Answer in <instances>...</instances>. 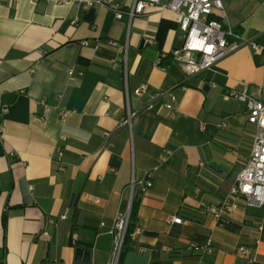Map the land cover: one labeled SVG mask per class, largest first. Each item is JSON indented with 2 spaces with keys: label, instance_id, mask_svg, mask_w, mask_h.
Returning a JSON list of instances; mask_svg holds the SVG:
<instances>
[{
  "label": "crops",
  "instance_id": "1",
  "mask_svg": "<svg viewBox=\"0 0 264 264\" xmlns=\"http://www.w3.org/2000/svg\"><path fill=\"white\" fill-rule=\"evenodd\" d=\"M89 1L0 0L5 264H75L78 248L92 264H115L109 230L135 197L139 220L123 264H264V204L238 199L228 225L206 211L232 188L256 132L246 103L224 92L248 84L263 96L264 50L244 46L187 76L170 59L156 63L184 41L174 13L149 8L130 21ZM223 2L220 19L264 44V0ZM142 83L148 91L134 94ZM169 90L174 108L165 106ZM134 179L153 185L133 192ZM241 246L252 247L248 258Z\"/></svg>",
  "mask_w": 264,
  "mask_h": 264
},
{
  "label": "built area",
  "instance_id": "2",
  "mask_svg": "<svg viewBox=\"0 0 264 264\" xmlns=\"http://www.w3.org/2000/svg\"><path fill=\"white\" fill-rule=\"evenodd\" d=\"M89 4H98L101 7L115 10L117 18L127 15L130 21L136 16L147 13L149 8L159 11L170 10L174 13L175 20L184 34V41L182 45L174 47L169 52H161L156 59V63L162 66L165 59H170L172 62L180 64L187 76H193L210 69L223 56L244 46H251L255 52L264 50V44L243 36L218 18L224 10L223 0H135L134 4L128 9H123L114 0H90ZM147 42L154 43L155 40L149 38ZM109 43L117 45L114 40H109ZM83 44H87V41H84ZM69 74H74V70L71 69ZM148 88L147 83H142L134 89V94L142 95L148 91ZM259 89L263 94L262 97L251 94L248 84H244L242 90L229 88L224 92L225 99L236 98L246 103L248 108L247 120L256 127V132L251 154L245 166L238 173L232 188L221 202L206 207V211L212 214L217 222L222 225L229 222L228 216L237 209L238 199H244L250 206H262L264 204V78ZM163 93L165 92L156 95L160 96ZM167 93H169L170 100L165 103V106L174 108L177 96L172 90L167 91ZM1 95L2 91L0 90V113H4L6 107L2 104ZM62 118L64 120L65 116L62 115ZM130 118L131 114L125 121L130 122ZM219 125L226 127L227 123L221 122ZM105 135L107 138L106 143L109 144L112 135L110 132H106ZM61 154L62 152H60ZM137 184L145 189L152 186L153 182L152 179L140 182L134 179L131 184L133 192ZM91 198L96 203L101 202V198L98 196L92 195ZM131 207L127 211L118 214L109 230L117 242V261L129 226ZM62 218L67 219L68 215L64 214ZM182 220L180 216L171 218V221L176 223H181ZM193 247L198 246L193 245ZM204 250L208 253L211 252L212 240L210 238ZM239 253L248 258L252 253V247L241 246L239 247Z\"/></svg>",
  "mask_w": 264,
  "mask_h": 264
},
{
  "label": "trees",
  "instance_id": "3",
  "mask_svg": "<svg viewBox=\"0 0 264 264\" xmlns=\"http://www.w3.org/2000/svg\"><path fill=\"white\" fill-rule=\"evenodd\" d=\"M218 18L220 19V17ZM169 62H170L169 60L165 59L163 65L167 66ZM3 154H4V149L0 140V156ZM0 196H1V185H0ZM139 207H140V200L135 197L132 201L130 222L122 244L118 264H123L126 253L133 249L132 247L133 234L137 228V223L139 220ZM226 225H228V223ZM5 257H6V247L0 248V264H5L4 262Z\"/></svg>",
  "mask_w": 264,
  "mask_h": 264
},
{
  "label": "water",
  "instance_id": "4",
  "mask_svg": "<svg viewBox=\"0 0 264 264\" xmlns=\"http://www.w3.org/2000/svg\"><path fill=\"white\" fill-rule=\"evenodd\" d=\"M75 264H92L91 251L78 248Z\"/></svg>",
  "mask_w": 264,
  "mask_h": 264
},
{
  "label": "rangeland",
  "instance_id": "5",
  "mask_svg": "<svg viewBox=\"0 0 264 264\" xmlns=\"http://www.w3.org/2000/svg\"><path fill=\"white\" fill-rule=\"evenodd\" d=\"M117 257H118V252H117V254L115 255V260H114V263H115V264H118Z\"/></svg>",
  "mask_w": 264,
  "mask_h": 264
}]
</instances>
